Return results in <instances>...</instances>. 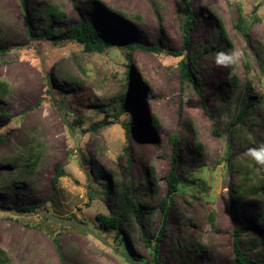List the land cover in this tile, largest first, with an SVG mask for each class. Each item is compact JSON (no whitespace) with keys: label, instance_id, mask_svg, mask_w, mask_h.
<instances>
[{"label":"rangeland","instance_id":"374dc122","mask_svg":"<svg viewBox=\"0 0 264 264\" xmlns=\"http://www.w3.org/2000/svg\"><path fill=\"white\" fill-rule=\"evenodd\" d=\"M49 4L65 18L43 14ZM187 4L195 18L184 50ZM83 19L161 51L53 41ZM0 49V247L15 263L231 264L243 228V251L264 261V0H0ZM185 55L197 85L181 82ZM249 80L257 102L242 121ZM105 117L113 123L91 127ZM32 148L39 162L24 172ZM175 158L182 187L158 240ZM120 181L152 214L107 228L98 215L121 208Z\"/></svg>","mask_w":264,"mask_h":264},{"label":"trees","instance_id":"16d2710c","mask_svg":"<svg viewBox=\"0 0 264 264\" xmlns=\"http://www.w3.org/2000/svg\"><path fill=\"white\" fill-rule=\"evenodd\" d=\"M43 14L49 13L54 16L57 20L61 21L65 18V13L58 7L57 5L49 4L46 5L43 9L40 10ZM186 19L183 22L182 26L184 31L187 33L185 34V39H184V45L183 48L184 50H187L189 48V43H188V31H189V26L191 22L194 20V15L192 13V8L189 4L186 6ZM236 25L244 32L245 35H248V24L246 23V20L243 19L242 17L239 18L238 22ZM220 36L223 35L224 37H227L225 33V28L224 25L220 24L218 26ZM31 33V40L34 39L35 35L38 33L37 30L34 28L29 29ZM53 41L59 42L60 40H73L77 41L83 46V49L89 52H95V53H103L107 49L115 46H124L127 48L128 51L132 49H137V48H142L144 50L148 51H156L159 52L161 51L160 47L158 45L156 46H147L144 43L141 42H135V41H127V40H122L117 36L115 33L110 31L109 29L103 27V26H97L90 21L87 20H80L78 23L74 24L68 31L61 35L54 36ZM208 48V47H206ZM6 52L5 49H0V53ZM129 54V52H128ZM176 55L182 54L180 53H175ZM197 55H195L196 57ZM179 67L181 70V82L187 83V84H193L197 85V80L199 79L198 74L196 72V68L192 70L190 66V61L189 58L185 55L183 56L180 61H179ZM249 67V66H248ZM127 75V80L130 79L133 74L130 69V64L128 63V69L126 71ZM47 78H51L50 72H47L46 74ZM71 80V79H69ZM231 83L233 85V91L236 90V88L239 86L240 81L236 78L233 77L231 79ZM81 86V85H80ZM252 86V82L249 80L247 83V86L245 87L244 95L242 98V101L240 102L241 107L238 109L237 113V119L239 120H244V117L252 111V107L255 106L256 102L250 93V88ZM8 91V84L5 81H0V96H3L6 92ZM128 95L127 92L123 93L121 95V99L124 103L125 100H127ZM106 111L110 113L112 112V108L110 107H105ZM123 109V108H122ZM114 110V108H113ZM121 113L120 111H113V116L117 117ZM113 123L112 119H109V117H105L101 119L100 121L93 122L91 127L92 128H100L103 126H107ZM156 118L154 119V124H157ZM123 127L125 128L126 133H129L132 129L136 127V121L135 119H132V121H128L125 123H122ZM4 138V136H0V141ZM172 141L174 142L175 147H177V137L176 135L172 136ZM196 154H200L203 150V144L202 143H196ZM176 151V149H175ZM36 152L33 151V148L30 150V156H29V161H26L25 164V169L23 170L24 172H28L27 168L34 170V168L37 166L39 159L36 156ZM131 162V161H130ZM129 162V164H130ZM152 171L155 175L156 178V168L153 167ZM65 172L61 167H57V173L54 177V184L56 185L57 181L61 176H64ZM167 180L169 183V189H168V194L162 199L161 201V207L163 208L164 211V221H163V226L159 230V232L154 233L153 235L156 234L157 239L159 240L164 233L167 230V218H168V208L170 205L171 200L173 197L179 192L181 189V180L180 177L178 176L177 170H176V158L174 159L173 162V167L167 176ZM119 189H120V203H121V208L114 211L111 215H105L103 213H100L98 215L99 220L101 221L102 225H104L107 228H118L119 224L123 221L124 223L127 224V226L133 227L135 222L133 219L135 218L137 221H141L143 218H146L149 220L151 213V210L147 211L143 209L140 205L139 202L134 195V191L132 190L130 184L125 185L122 181L119 182L118 184ZM261 185H254L251 187V190H256L259 188ZM263 186V185H262ZM261 189V188H260ZM32 208V207H31ZM258 218L259 222L264 228V210H261L258 213ZM244 229V228H243ZM242 230H235V239H234V247L236 249V254L233 262L231 264H264V261L255 259L249 255H247L242 247L240 246L239 243V234L243 232ZM158 249V241L155 244L154 250L155 252ZM155 257V262L160 261V259ZM130 258V256H129ZM133 260V258H131ZM0 264H17L15 261L12 259L11 256H9L8 252L4 250L2 247H0Z\"/></svg>","mask_w":264,"mask_h":264},{"label":"clouds","instance_id":"9594fccd","mask_svg":"<svg viewBox=\"0 0 264 264\" xmlns=\"http://www.w3.org/2000/svg\"><path fill=\"white\" fill-rule=\"evenodd\" d=\"M258 160H259V157H258ZM259 162L264 163V160H260Z\"/></svg>","mask_w":264,"mask_h":264}]
</instances>
